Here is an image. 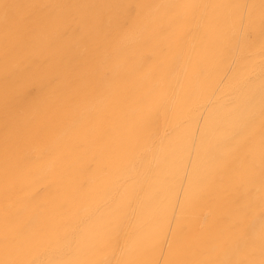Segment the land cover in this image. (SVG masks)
I'll return each mask as SVG.
<instances>
[{
	"label": "bare ground",
	"instance_id": "1",
	"mask_svg": "<svg viewBox=\"0 0 264 264\" xmlns=\"http://www.w3.org/2000/svg\"><path fill=\"white\" fill-rule=\"evenodd\" d=\"M0 264H264V0H0Z\"/></svg>",
	"mask_w": 264,
	"mask_h": 264
},
{
	"label": "snow or ice",
	"instance_id": "2",
	"mask_svg": "<svg viewBox=\"0 0 264 264\" xmlns=\"http://www.w3.org/2000/svg\"><path fill=\"white\" fill-rule=\"evenodd\" d=\"M9 5L8 4H2V5H0V8H3L4 9V11H5V15L7 16V12H8V9H9Z\"/></svg>",
	"mask_w": 264,
	"mask_h": 264
}]
</instances>
